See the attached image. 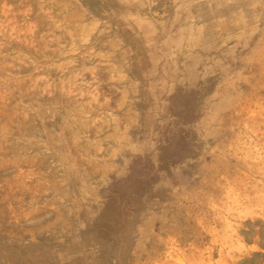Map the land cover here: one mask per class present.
I'll return each instance as SVG.
<instances>
[{
	"label": "rangeland",
	"instance_id": "374dc122",
	"mask_svg": "<svg viewBox=\"0 0 264 264\" xmlns=\"http://www.w3.org/2000/svg\"><path fill=\"white\" fill-rule=\"evenodd\" d=\"M0 264H264V0H0Z\"/></svg>",
	"mask_w": 264,
	"mask_h": 264
}]
</instances>
